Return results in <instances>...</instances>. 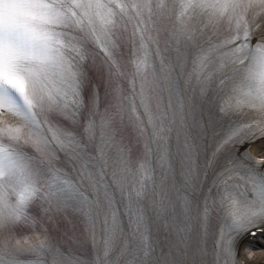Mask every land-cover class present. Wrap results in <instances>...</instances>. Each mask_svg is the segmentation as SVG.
Wrapping results in <instances>:
<instances>
[{
  "label": "snow or ice",
  "instance_id": "obj_1",
  "mask_svg": "<svg viewBox=\"0 0 264 264\" xmlns=\"http://www.w3.org/2000/svg\"><path fill=\"white\" fill-rule=\"evenodd\" d=\"M262 139L264 0H0V264H247Z\"/></svg>",
  "mask_w": 264,
  "mask_h": 264
},
{
  "label": "clouds",
  "instance_id": "obj_2",
  "mask_svg": "<svg viewBox=\"0 0 264 264\" xmlns=\"http://www.w3.org/2000/svg\"><path fill=\"white\" fill-rule=\"evenodd\" d=\"M12 219L9 206L0 207V224L7 226ZM254 258L253 255H248V261H252Z\"/></svg>",
  "mask_w": 264,
  "mask_h": 264
},
{
  "label": "bare ground",
  "instance_id": "obj_3",
  "mask_svg": "<svg viewBox=\"0 0 264 264\" xmlns=\"http://www.w3.org/2000/svg\"><path fill=\"white\" fill-rule=\"evenodd\" d=\"M261 144H259L258 146H255V150L257 152H259L261 150V146H262V142H260ZM256 242V240H254ZM251 243V242H250ZM243 246H245L243 244ZM262 249H264V245L262 246ZM254 259L252 260V262L250 261V264L254 263V264H264L263 262V259H264V251H258V252H255V255H254Z\"/></svg>",
  "mask_w": 264,
  "mask_h": 264
},
{
  "label": "rangeland",
  "instance_id": "obj_4",
  "mask_svg": "<svg viewBox=\"0 0 264 264\" xmlns=\"http://www.w3.org/2000/svg\"><path fill=\"white\" fill-rule=\"evenodd\" d=\"M264 241V240H263Z\"/></svg>",
  "mask_w": 264,
  "mask_h": 264
}]
</instances>
